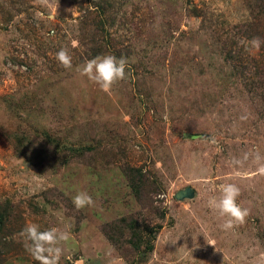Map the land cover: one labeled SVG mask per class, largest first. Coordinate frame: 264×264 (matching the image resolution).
I'll use <instances>...</instances> for the list:
<instances>
[{
    "label": "rangeland",
    "instance_id": "374dc122",
    "mask_svg": "<svg viewBox=\"0 0 264 264\" xmlns=\"http://www.w3.org/2000/svg\"><path fill=\"white\" fill-rule=\"evenodd\" d=\"M254 37L264 0H0V264H39L31 223L70 233L59 264H264ZM107 54L126 78L102 91L77 68ZM229 182L249 214L224 231L207 200Z\"/></svg>",
    "mask_w": 264,
    "mask_h": 264
},
{
    "label": "clouds",
    "instance_id": "9594fccd",
    "mask_svg": "<svg viewBox=\"0 0 264 264\" xmlns=\"http://www.w3.org/2000/svg\"><path fill=\"white\" fill-rule=\"evenodd\" d=\"M55 18V15L48 16L49 20H55ZM241 43L254 49H260L264 45V39L254 37L250 41L245 39ZM56 58L65 68L72 67V57L67 48H61L56 53ZM126 68L127 59L125 57L107 54L85 60L79 65L77 71L81 76L87 77L88 81L97 85L100 90L108 91L116 82L126 78ZM247 159H249V154L246 153L243 160L234 158L232 163L234 166L242 165ZM254 159L257 162H262L264 155L257 152ZM258 171L264 173V163L260 164ZM218 187L219 194L209 196L207 207L221 221L220 228L228 231L233 229L235 225L243 223L249 214V210L238 203V198L241 195V188L238 184L229 182ZM92 203V197L86 192H78L73 197V204L77 209ZM20 235L24 238L27 251L39 264H59L64 251L61 244L70 239V233L67 231H62L56 227L41 230L37 223L25 225Z\"/></svg>",
    "mask_w": 264,
    "mask_h": 264
},
{
    "label": "trees",
    "instance_id": "16d2710c",
    "mask_svg": "<svg viewBox=\"0 0 264 264\" xmlns=\"http://www.w3.org/2000/svg\"><path fill=\"white\" fill-rule=\"evenodd\" d=\"M2 223H3V221H2V218L0 217V228H2V225H1ZM122 223L125 224L124 221H122ZM125 227H126V228H129V227H131V225L128 226V225L125 224ZM139 238H140L139 235H137L136 233H135V234L132 233V234L129 236V241H128L127 243H129V244L132 245V246H135V245H133V241H132V239H136V240H138V244H139V241H140ZM136 247L139 248V245L136 244Z\"/></svg>",
    "mask_w": 264,
    "mask_h": 264
},
{
    "label": "water",
    "instance_id": "95a60500",
    "mask_svg": "<svg viewBox=\"0 0 264 264\" xmlns=\"http://www.w3.org/2000/svg\"><path fill=\"white\" fill-rule=\"evenodd\" d=\"M191 196H192V191L190 189H186L185 191L178 193L176 197L178 199H183L184 197H191Z\"/></svg>",
    "mask_w": 264,
    "mask_h": 264
}]
</instances>
